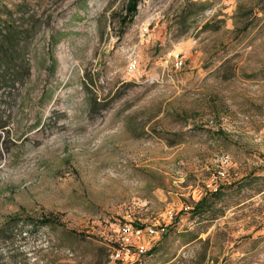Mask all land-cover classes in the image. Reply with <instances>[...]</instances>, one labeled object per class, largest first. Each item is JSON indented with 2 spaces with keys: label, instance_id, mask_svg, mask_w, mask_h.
Returning a JSON list of instances; mask_svg holds the SVG:
<instances>
[{
  "label": "rangeland",
  "instance_id": "obj_1",
  "mask_svg": "<svg viewBox=\"0 0 264 264\" xmlns=\"http://www.w3.org/2000/svg\"><path fill=\"white\" fill-rule=\"evenodd\" d=\"M3 3L0 264H264V0Z\"/></svg>",
  "mask_w": 264,
  "mask_h": 264
},
{
  "label": "trees",
  "instance_id": "obj_2",
  "mask_svg": "<svg viewBox=\"0 0 264 264\" xmlns=\"http://www.w3.org/2000/svg\"><path fill=\"white\" fill-rule=\"evenodd\" d=\"M141 0H128V3L125 7L126 15L129 19H131L136 11L137 5ZM16 9H12L6 3H3L0 8V87L2 84H5L4 78L5 76H11V84L12 86L15 83H19L21 79L25 78L23 75L20 76V70H24V63L22 57V37L21 31L17 30L15 26V20H11L13 18V14L20 13L18 10L19 6L17 4H11ZM14 10V11H13ZM16 11V12H15ZM125 19V18H123ZM27 68V67H26ZM4 127V126H2ZM220 189H217L216 192H207L194 206L192 210V215H201L205 211H208L212 208L213 203L220 200ZM12 224V229L23 226H32L35 231L42 228H51V220L50 219H42L33 222L32 220H28L27 224L24 225L22 221L17 219H8L6 220L1 228L6 230ZM0 228V229H1ZM138 229H143L141 227H137ZM195 239V236L191 234V242Z\"/></svg>",
  "mask_w": 264,
  "mask_h": 264
},
{
  "label": "built area",
  "instance_id": "obj_3",
  "mask_svg": "<svg viewBox=\"0 0 264 264\" xmlns=\"http://www.w3.org/2000/svg\"><path fill=\"white\" fill-rule=\"evenodd\" d=\"M174 64L176 67H180L182 65V62L181 61H178L177 57L176 59L174 60ZM135 68V61H133L131 64H129V70H132ZM149 235H155L156 232L149 229L148 232H147ZM120 239H121V244L120 246H123L122 248L124 247H127V246H131V238H135V240L139 241L143 235H144V232H143V229H138L134 226H132L131 224H124L120 230ZM138 252L140 254L144 253V247L143 246H140L138 247ZM121 251H116L115 253V256L116 258L119 257Z\"/></svg>",
  "mask_w": 264,
  "mask_h": 264
}]
</instances>
